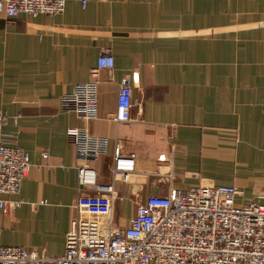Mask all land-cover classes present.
Wrapping results in <instances>:
<instances>
[{
	"label": "crops",
	"instance_id": "1",
	"mask_svg": "<svg viewBox=\"0 0 264 264\" xmlns=\"http://www.w3.org/2000/svg\"><path fill=\"white\" fill-rule=\"evenodd\" d=\"M104 52L112 73L97 70ZM137 74L131 120H114L123 78ZM99 81L95 117L63 111L62 98ZM2 131L30 157L16 204L0 211V247L64 255L78 170L89 164L114 185L113 230L129 227L149 196L193 187H234L236 203L264 205V0H67L65 13L0 14ZM70 128L106 141L83 160ZM1 137V136H0ZM136 156L131 183H113L114 149ZM48 160H43V155ZM164 159L163 161L161 159Z\"/></svg>",
	"mask_w": 264,
	"mask_h": 264
},
{
	"label": "built area",
	"instance_id": "2",
	"mask_svg": "<svg viewBox=\"0 0 264 264\" xmlns=\"http://www.w3.org/2000/svg\"><path fill=\"white\" fill-rule=\"evenodd\" d=\"M67 0H0V14L12 20L20 15L37 18L65 13ZM115 58L104 52L97 70L112 73ZM138 75L123 78L114 120H131L133 86ZM99 81L77 85L61 100L63 111L88 121L95 117ZM8 118L0 110V196L17 195L32 167L29 155L2 133ZM70 146L80 158L98 160L106 141L86 129L66 132ZM48 160V155H43ZM164 160L163 158L161 159ZM136 173V156H124L114 149L113 183H131ZM81 190L77 196V217L66 235L64 255L50 258L23 247H0V264H264V205L239 206L240 192L234 187L199 186L187 191L171 190L166 196H149L137 208L127 229L113 230L114 185L101 186L89 165L78 170ZM16 204L0 199V211L7 215Z\"/></svg>",
	"mask_w": 264,
	"mask_h": 264
}]
</instances>
